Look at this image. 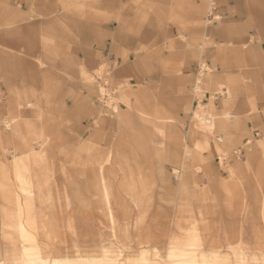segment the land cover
<instances>
[{"label": "rangeland", "instance_id": "374dc122", "mask_svg": "<svg viewBox=\"0 0 264 264\" xmlns=\"http://www.w3.org/2000/svg\"><path fill=\"white\" fill-rule=\"evenodd\" d=\"M4 1L0 263L264 264V0Z\"/></svg>", "mask_w": 264, "mask_h": 264}, {"label": "crops", "instance_id": "0c3cea01", "mask_svg": "<svg viewBox=\"0 0 264 264\" xmlns=\"http://www.w3.org/2000/svg\"><path fill=\"white\" fill-rule=\"evenodd\" d=\"M91 1H93V0H82V3L91 2ZM196 1L199 2V0H182L183 3L181 4V6L183 7L182 9H185V14H184V17L181 18L178 22L179 26H181L183 28H189L190 31L193 32L192 38H194V45L195 46L191 48L190 53L198 55L200 58H202L204 55H206L208 53L209 54L212 53L213 51H215L216 54H219V53H221V48L218 47V48L214 49V45H213L212 40L206 35L205 29L204 28L201 29V27H200L201 25L198 24L197 20L199 19V17H201L204 9H206L207 6L209 9H208V12L206 14V18L209 21H215V20L222 19L224 17V15L227 13V10H224L223 13H219L220 8L218 9L217 5H215L213 2H210V0H202V3L195 4V3H197ZM4 2L6 4H8L10 7L16 8L18 11H20V10L24 11V10H27L29 8L33 9L35 7V5L30 4L31 3L30 0H17V2L15 0H5ZM106 4H107L106 2H102V7L108 8V6ZM186 7H187V10H186ZM109 27H110V24H107L105 30H108ZM170 42H171V40H170ZM240 42H243V45H245L247 42L246 37L243 36L240 39ZM91 55H90V57H91L90 59L93 60ZM101 81L103 83H108L109 78H108L107 72L104 73V76L102 77ZM208 84H210V82ZM206 86H208V85L206 84ZM66 90H67L66 93L71 92V86L68 85ZM0 93H1V90H0ZM205 96H207V95H205ZM229 99L230 98H228V100ZM28 103H31V101H28ZM227 103H228V101H225L222 104V109L224 112H227V110H226ZM253 103H254V100H253ZM252 107H254V106H252ZM0 119H3V118L1 117ZM4 120H6V119H4ZM6 121H8V120H6ZM9 122L10 121H8V123ZM23 123L26 125L27 122H23ZM16 124L19 126L21 125L22 129L15 126ZM24 124L21 123V120L20 121L17 120L15 122H13L12 125H14V126L9 129V132H11V133L8 134L9 133L8 131L5 132L6 136H8V135L9 136L24 135V132H23V125ZM26 127H27V125H26ZM29 133H31V132H29ZM95 135H97V133ZM32 136H33V134H32ZM34 140H36V139L34 138ZM112 174L114 175L113 172H112ZM126 175H127V173H126ZM130 175H133L132 171L130 172ZM97 176H98V182L97 183H101V185L108 186L113 181V180L107 179L106 174H105V168L103 167V165H100V167L98 168ZM107 188H108L107 189L108 191L106 190L105 193L107 194V200H109L110 194H111V189L109 186ZM121 188L124 189L125 194L123 196H118V197L121 198L120 200H122L124 202V204L126 202V205H128V203H129L128 200L132 201L133 203L136 200H140V197L136 193L137 191H136V185L135 184H133V183L131 184L130 182H126L124 184V186ZM101 194H102L101 195L102 199H104L103 192ZM134 204L136 205V203H134Z\"/></svg>", "mask_w": 264, "mask_h": 264}, {"label": "bare ground", "instance_id": "6f19581e", "mask_svg": "<svg viewBox=\"0 0 264 264\" xmlns=\"http://www.w3.org/2000/svg\"><path fill=\"white\" fill-rule=\"evenodd\" d=\"M200 114V113H199ZM206 121L208 122V123H210L211 122V119L209 118V117H207V119H206ZM27 128H30L31 127V125L29 124V122H27ZM16 126V125H15ZM18 128H20V129H22V127H21V125L19 126H17ZM19 130V129H18ZM31 134H32V132H31ZM34 135V134H33ZM102 174V173H101ZM101 189V192H103V195H104V200L106 201V202H108V200H107V194L105 193L106 192V190L108 189L106 186H104V187H101L100 188ZM131 189V188H130ZM71 262L72 260L71 259H68L67 258V260H66V262ZM0 264H6V263H4V262H1ZM70 264V263H69ZM244 264V263H243Z\"/></svg>", "mask_w": 264, "mask_h": 264}]
</instances>
